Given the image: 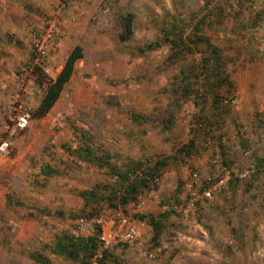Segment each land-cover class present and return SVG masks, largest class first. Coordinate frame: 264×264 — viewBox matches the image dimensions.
<instances>
[{
  "label": "rangeland",
  "instance_id": "rangeland-1",
  "mask_svg": "<svg viewBox=\"0 0 264 264\" xmlns=\"http://www.w3.org/2000/svg\"><path fill=\"white\" fill-rule=\"evenodd\" d=\"M127 14L132 34L122 42ZM53 19L61 44L49 54L50 75L30 72L33 32ZM75 46L83 58L72 77L46 116L33 118ZM23 115L28 126L18 130ZM189 141L194 149L179 152ZM2 144L10 153L0 160V264H38L34 253L79 264L52 252L57 240L74 239L80 217L117 212L156 257L116 244L104 264H264V0H0ZM214 158L256 173L234 178L187 220L167 212L185 201L189 169L205 177ZM148 161L165 165L155 194L139 185L116 205L123 181L113 176ZM160 215L154 239L140 216Z\"/></svg>",
  "mask_w": 264,
  "mask_h": 264
},
{
  "label": "built area",
  "instance_id": "built-area-1",
  "mask_svg": "<svg viewBox=\"0 0 264 264\" xmlns=\"http://www.w3.org/2000/svg\"><path fill=\"white\" fill-rule=\"evenodd\" d=\"M56 20H49L43 27H39L33 32L30 72H33L37 68L44 75H50L51 70L48 66L49 54L60 47L61 44V31L58 25L59 22ZM224 102L227 103V101ZM27 126V115L16 118L18 130H24ZM239 148H243L242 152L245 155L249 154V151L245 147L239 146ZM9 153V148L6 144L0 145V160L7 158ZM150 163L148 161V163L142 164L133 171L126 173L124 180L119 175L113 176V180H119L120 177L123 181L121 186L115 189L112 194V199L116 205L122 204V201L127 198L129 187L137 181H143L145 188L148 189L151 196L155 194L154 190L159 183V177L155 172H152L154 165ZM210 167L212 170L205 177H202L198 171L189 169L188 177L183 181L185 201L180 205L167 208V212H178L187 220L190 211L199 209L202 205L211 201L234 178L242 181L256 173L254 166H249L239 173H234L219 158L212 159ZM72 233L74 240L81 238H93L95 240V247L89 264H104V258L116 244L125 245L143 259L153 260L156 257V250L150 249V245L147 244L146 238L141 235L137 226L127 215L121 212L115 213L114 216L106 221H102L97 217L91 219L80 217L76 220L75 229Z\"/></svg>",
  "mask_w": 264,
  "mask_h": 264
},
{
  "label": "trees",
  "instance_id": "trees-1",
  "mask_svg": "<svg viewBox=\"0 0 264 264\" xmlns=\"http://www.w3.org/2000/svg\"><path fill=\"white\" fill-rule=\"evenodd\" d=\"M133 20L134 16L132 14H127L123 17L121 22L122 32L120 34V39L122 42H126L130 39L132 34V27H133ZM180 38V37H179ZM180 40V39H179ZM181 42L183 40L181 39ZM83 58L82 49L80 46H75L68 54L67 58L64 61V64L60 70V72L56 75V77L52 80H48L46 83V87L44 89L43 96L37 106V108L32 112V117L36 119H41L52 109L56 101L58 100L65 84L70 80V78L73 75L74 72V65L75 63ZM214 73L219 74L221 72V68H218L215 65ZM33 72H36L44 75L39 69L35 68ZM41 75L39 76V82H43L41 79ZM45 76V75H44ZM209 91L214 90V87H206ZM213 103H217L216 97L212 98ZM223 104V102H222ZM194 149V142L189 141L184 146L180 147L179 152H187ZM164 161H159L154 165V168L152 169V172H155L156 175L161 174V169L164 167ZM121 176V178L124 180L125 176ZM139 185H144L143 181H137L134 183L131 187L128 189L127 198H125L122 201V205H126L130 199H134L135 196L139 193L138 188ZM90 195V194H89ZM87 195V196H89ZM95 199V196L93 194L90 195L88 200ZM141 218V216H140ZM165 218V215H162V217L158 218L157 220L150 219L149 223L152 226L154 230V239L159 236V229L161 220ZM64 243L61 242V240H57L56 245L53 247L52 252L56 255H59L61 257H65L69 260L79 261V264H89L90 257L92 255L93 249L95 247V240L93 238H87L83 240H74L70 239V237H65ZM86 251L88 252L86 256L79 257L80 252ZM30 258L34 260L38 264H52L51 261L46 258L42 253H34L30 255ZM106 257L104 258V260Z\"/></svg>",
  "mask_w": 264,
  "mask_h": 264
},
{
  "label": "crops",
  "instance_id": "crops-1",
  "mask_svg": "<svg viewBox=\"0 0 264 264\" xmlns=\"http://www.w3.org/2000/svg\"><path fill=\"white\" fill-rule=\"evenodd\" d=\"M124 176V175H123ZM159 217H162V215H160ZM141 220H145V219H151L150 218V216H147V217H144V216H142L141 218H140ZM148 222V221H147ZM149 223V222H148ZM140 231V230H139ZM159 235V234H158ZM158 239V238H157Z\"/></svg>",
  "mask_w": 264,
  "mask_h": 264
}]
</instances>
